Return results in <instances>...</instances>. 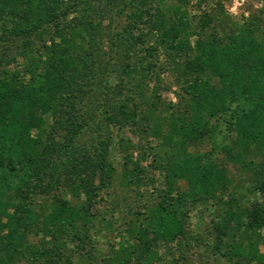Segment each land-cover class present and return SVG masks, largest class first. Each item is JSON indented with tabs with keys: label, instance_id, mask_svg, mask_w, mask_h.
<instances>
[{
	"label": "trees",
	"instance_id": "16d2710c",
	"mask_svg": "<svg viewBox=\"0 0 264 264\" xmlns=\"http://www.w3.org/2000/svg\"><path fill=\"white\" fill-rule=\"evenodd\" d=\"M104 1L0 0V264H73L74 250L90 254L99 192L116 184L140 198L137 189L153 182L142 164L146 147L119 136V169L110 157L126 124L160 142L164 152L151 166L163 178L151 204L123 205L126 237L94 264H155L165 244H176L186 264L190 209L236 192L228 164L249 172V191L262 200L241 214L225 210L213 225L212 250L235 264L264 261L250 234L264 232L261 21L234 22L218 7L217 25L205 14L193 24L179 6L162 11L166 0H107L131 10L124 24L111 17L105 31ZM137 23L155 35V46L134 32ZM158 47L178 72L175 105L162 103L145 80H158ZM12 49L23 60L8 69ZM178 181L184 189L175 190ZM233 219L235 230L249 231L246 247L233 240Z\"/></svg>",
	"mask_w": 264,
	"mask_h": 264
},
{
	"label": "rangeland",
	"instance_id": "374dc122",
	"mask_svg": "<svg viewBox=\"0 0 264 264\" xmlns=\"http://www.w3.org/2000/svg\"><path fill=\"white\" fill-rule=\"evenodd\" d=\"M116 4H107V0L102 2L106 16L102 21L103 28L105 31L108 30L109 21L113 20L111 17L118 21L120 24H124L128 12L131 8L128 4L125 5L124 1H116ZM179 6L181 9H185L188 13V17L191 23L195 24L199 21L203 15H209L211 17V24L217 25L220 18L217 13L218 7H221L225 15L235 21H241L244 17L248 15H255L258 17L264 28V0H166L164 6L161 7L162 11L170 12L172 8ZM218 8V9H217ZM150 11H153L151 9ZM223 19H227L226 17ZM135 33H143V42L146 46H155L156 37L153 33L148 31L146 25L137 23V29L134 30ZM193 42V39H191ZM109 39H103L102 49L107 52L109 49ZM144 45V44H143ZM11 54L15 56V62H10L6 65L8 69L16 68L17 64L22 63V58L11 50ZM107 54V53H106ZM157 63L160 64V68L156 71L158 74V80L148 79L147 81L149 87L156 86L158 90V98L162 103L171 102L175 105L178 103V97L176 94L180 92L178 86V72L172 68L165 56L163 48L158 47L157 53ZM16 64V65H15ZM119 68L120 65L118 64ZM125 76V75H124ZM125 78V77H124ZM109 79V78H108ZM115 77L109 79L111 82H115ZM125 80V79H124ZM215 83L217 81H214ZM125 84V81H124ZM148 87V88H149ZM123 99H118L121 102ZM131 106V104H129ZM136 128L132 125H124L118 132V135L114 136V141L111 146V159L114 164L120 168V164L123 160L124 147L118 141L119 136L125 139L128 145H135L146 147L147 158L142 162L147 170L149 177L153 179L152 183H147V186H141L137 189L142 195L138 198L135 192H131L129 195L124 188L114 184L107 189L103 188L99 192V196L96 198L92 211L99 216L100 222H98L95 227L91 229V239L94 242L93 249L89 250L90 254L82 255L80 250H74L72 255L73 264H94L98 260L102 253L109 252L112 247L116 248L118 243L122 242L126 235L121 229L125 227L126 220H128L127 212L123 208L126 202H135L139 204L147 205L151 204L155 199V188L161 186L163 172L160 169L151 166L153 163L154 155L159 156L164 152V148L160 146V142L156 140L146 141L140 138L139 134L135 131ZM205 148V145L194 146L190 145L189 151H196ZM133 151V157L137 156L135 148L128 147L127 152ZM230 169V176L233 178V184L237 185L236 192H230V195H225L223 202L217 203V199H212L192 207L188 214L189 229L187 232L186 239H180L183 243V252L186 256V264H235V260H229L225 257H220L218 254L214 253L212 250V245L214 242V230L213 225L219 221L221 214H224L225 210H233L237 214H241L245 208H247L251 202L254 200H262V197L253 192L249 191L250 184L248 182L249 172L243 170L242 168L228 164ZM98 182V181H96ZM185 188L184 181H178L175 185V190H180ZM116 191V194L114 193ZM135 194V195H134ZM132 196V197H131ZM218 197V196H217ZM228 203V204H226ZM218 204V205H217ZM128 214V213H127ZM234 234V241L246 247V242L251 240L247 235L249 231L247 229L235 230V221H232ZM36 232H40L35 229ZM40 234V233H39ZM247 234V235H246ZM252 238L256 240L255 244L260 253H264V232L260 231L259 235L250 233ZM227 237L224 241H228ZM184 242L186 245H184ZM176 244H165L160 246L158 258L155 264H181L182 260L179 257V251ZM224 249V245L221 247V251ZM177 260V261H176ZM229 260V261H228ZM241 264H264L262 262L248 261L246 259L241 260Z\"/></svg>",
	"mask_w": 264,
	"mask_h": 264
}]
</instances>
